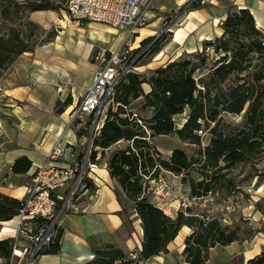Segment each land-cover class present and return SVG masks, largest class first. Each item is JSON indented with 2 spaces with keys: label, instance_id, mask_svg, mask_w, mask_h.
Here are the masks:
<instances>
[{
  "label": "trees",
  "instance_id": "16d2710c",
  "mask_svg": "<svg viewBox=\"0 0 264 264\" xmlns=\"http://www.w3.org/2000/svg\"><path fill=\"white\" fill-rule=\"evenodd\" d=\"M192 4L187 12L200 8V2ZM56 10L53 5H33L30 12ZM222 35L202 43V49L186 53L182 58L170 61L155 69L146 79L135 73H128L117 85L113 104L109 108L98 133L92 139L93 149L101 150V158L119 142L125 145L113 149L107 158V171L115 182L113 193L119 203L123 226L126 221L122 195L132 204L140 221L142 239L136 251L137 260H131L121 249L110 243L94 249V257L84 264H140L168 252V245L177 237L182 227L191 232L184 239L182 255L185 264H205L210 249L226 247L232 243L249 242L258 232L251 227L240 230L238 226L222 225L214 218H201L191 213L190 208L179 210L174 217L152 203L146 195L150 181L156 180L160 171L181 176V183L189 188V197L199 199L218 192H230L233 182L227 173L234 167L249 164L264 148V80L262 71H254L251 81L237 84L229 90L222 88L233 74L238 82L241 75L252 68V53L263 49L264 43L253 38L264 39V31L256 29L254 18L247 8L228 13L222 23ZM235 46H230V39ZM244 39L246 40L243 41ZM152 38L141 41L147 45ZM241 40V41H240ZM161 44L153 48L160 50ZM221 52L218 61L212 62L209 52ZM31 52L19 36L12 40L0 36V70L11 62L13 56ZM231 53L232 56L228 57ZM219 63V66H217ZM147 85L144 92L142 86ZM136 100L143 101L137 112L126 111ZM247 104L243 125L231 129L220 114H239ZM70 105L55 110L60 115ZM147 111L148 115L142 113ZM186 113L185 120L177 124L175 117ZM209 135L202 147L201 134ZM176 135L184 143L197 146L195 157L188 158L183 150L173 149L169 158L163 159L152 143L158 136ZM81 137V133H76ZM96 152L90 155L94 161ZM78 155L77 161H80ZM32 166L26 157L17 158L11 166V173L26 174ZM84 189L95 190L92 181L84 180ZM23 200L0 193V225L13 220ZM264 212V210L262 211ZM39 225L42 220L33 221ZM244 232V234H243ZM61 230L56 228L52 242L36 256L57 255L60 252ZM13 239L0 240V264H9L12 257ZM247 264H264V252L254 256Z\"/></svg>",
  "mask_w": 264,
  "mask_h": 264
},
{
  "label": "rangeland",
  "instance_id": "374dc122",
  "mask_svg": "<svg viewBox=\"0 0 264 264\" xmlns=\"http://www.w3.org/2000/svg\"><path fill=\"white\" fill-rule=\"evenodd\" d=\"M197 1L155 0L146 13L145 25L138 29L136 34L132 37H126L121 43L123 35L119 31L97 23L76 25L70 21L64 13L66 0H0V36L12 40L17 35L23 44L31 50V52L13 56L11 62L0 70V88L17 84L29 85L34 83L33 85H35V83H40L44 86L51 84L50 86L55 89L54 112L61 109L65 101L70 102V105L64 109L62 118L68 121L69 129L75 133H81V137L85 139L84 144L80 147L82 150L80 154L84 159L85 153L90 156L94 151L92 142L90 144V130L95 115H81L77 110L86 89L92 83L94 73L108 59L115 48H123L128 51L127 64L130 65L131 72L146 79L155 69L170 61L182 58L186 53L188 54V47L183 42L185 33L182 29L186 27L187 8ZM238 1L202 0L198 10H208L213 7L218 15L221 12L227 15L232 11L241 9L234 4ZM33 5L45 7L53 5L57 9L30 12L29 8ZM220 18L218 25L220 23L219 26L222 31V23L225 18L223 20ZM178 30L183 31L182 36L178 42H173L174 32ZM140 35L142 40H140ZM136 37L138 38L135 40ZM146 38H152V40L147 45L141 46V41ZM253 39L264 43L262 38L254 37ZM246 40L243 41L246 43ZM234 41V38L230 39L231 47L235 46ZM159 44H161L160 50L156 53L153 52V48ZM192 46V48L189 47L192 52L202 49V45L197 46L196 43H193ZM209 55L212 62L218 61V58L222 56L220 51L217 53L209 52ZM231 56L232 54L229 53L228 57ZM252 56V68L241 75L243 80L238 82L237 75L233 74L224 83L223 89L229 90L237 84L251 81V75L254 71L264 73V48L256 49ZM261 84L264 85V80ZM142 88L144 92L148 91L147 85H143ZM142 105L143 101L141 100L133 101L126 108V111L137 112ZM116 106L115 103H112L105 107L101 118L103 122L108 109L112 108L115 111ZM246 112L247 104L237 115L224 113L220 115L226 124L230 125L231 129H236L243 125ZM142 114L145 116L148 115V112L145 111ZM185 117L186 113L176 116V123L181 124ZM201 137L202 147H204L208 142L209 135L203 133ZM152 143L161 153L162 158L166 160L173 149L183 150L189 159L195 157L198 149L195 145L181 142L174 134L155 137L152 139ZM124 145V142H119L108 150V154L113 149L121 148ZM107 157L106 155L100 157L98 163ZM88 164L94 165L91 162ZM87 165L85 166L86 172L88 171ZM227 178L233 182V188L230 192L218 191L199 199L189 197V188L186 184L181 183V176L166 171H160L157 179L148 184L146 195L153 204L163 208L172 217L179 210L185 211L186 208H190L192 214L201 218H214L222 225L238 226L241 233L244 231L243 229L248 227L260 231L249 242L235 243L226 247L216 246L210 249L209 258L205 264H247L246 258L250 257L252 253L264 252V212H262L264 210V148L249 164L239 165L230 170L227 173ZM82 192L83 189L78 191L71 201L67 198L68 191L63 192V197L66 199L63 213L72 210L74 204L81 199ZM120 198L125 207L126 221H130V216L134 212L132 204L122 195ZM62 205L63 202L58 203L55 212H59ZM176 207V211L169 210ZM36 226L31 223L28 224L27 228L34 230ZM1 228L0 225V240L13 239L12 257L9 264H39V257L32 256L29 252L31 242L25 232L18 231L14 226L11 232L1 234ZM181 245L184 247V241ZM183 247L182 250H180L181 247L174 250L175 264L185 263L182 255ZM24 249H28V251L23 253ZM234 249H236L235 253H233ZM246 249H250V252L244 256L243 252ZM133 252L136 253V251ZM93 257L94 253L87 262L91 261Z\"/></svg>",
  "mask_w": 264,
  "mask_h": 264
},
{
  "label": "crops",
  "instance_id": "0c3cea01",
  "mask_svg": "<svg viewBox=\"0 0 264 264\" xmlns=\"http://www.w3.org/2000/svg\"><path fill=\"white\" fill-rule=\"evenodd\" d=\"M234 4L239 8H247L254 18L256 28L264 30V0H239ZM219 17L223 20L226 15L223 12L218 15L213 7L187 14L186 27L182 29L185 33L183 42L190 50L187 52H192L189 47L192 48L193 43L201 46L202 41L222 34L220 23L218 25ZM182 32H174L173 42L180 40ZM139 37L140 40L143 39L141 35ZM33 84L0 88V193L19 200L26 197L27 190L32 185L34 171L45 163L53 146L59 144L67 147L61 163L76 164L82 151L80 147L85 140L69 129L68 121L62 118V114H55V89L51 84ZM102 124L103 122L101 126ZM94 151L97 163L95 167H88L87 178L92 181L95 190L83 191L81 199L74 204L72 210L61 214L58 226L61 230L60 252L57 255L40 256L39 264H84L91 259L94 249L107 243L115 245L125 254L140 248V221L133 212L130 216L132 225L123 226L119 215L122 204L113 193L115 182L107 171L108 157L98 163L101 150L96 148ZM105 155L108 156V151H105ZM23 156L31 161L30 170L23 175L11 173L14 161ZM88 162H91L90 156H87ZM169 210L176 211L177 207ZM164 212L168 214L165 210ZM14 222L15 219L2 223L1 234L11 232ZM190 232L188 227H182L177 237L168 245V252L148 260V264H175L174 250L178 247L182 250L181 244ZM235 252L236 249L233 250ZM249 252L250 249L244 250V256ZM257 254L259 251L252 253L246 261Z\"/></svg>",
  "mask_w": 264,
  "mask_h": 264
},
{
  "label": "built area",
  "instance_id": "2783aa9c",
  "mask_svg": "<svg viewBox=\"0 0 264 264\" xmlns=\"http://www.w3.org/2000/svg\"><path fill=\"white\" fill-rule=\"evenodd\" d=\"M155 0H66L64 13L70 21L79 24L97 23L132 37L146 22V13ZM128 51L117 48L101 67L94 73L91 85L78 106L81 115H95L90 130V144L98 132V122L103 110L113 103L115 89L119 82L131 72L127 64ZM66 148L59 144L52 147L44 164L36 168L32 176V185L15 217V227L25 232L31 242L29 252L36 256L47 247L56 235L59 218L63 213L66 199H72L78 191L84 190L87 177L85 166L87 155L78 163H61ZM92 168L95 165H87ZM63 202L59 212H55L58 203ZM42 220L34 230L27 228L33 221ZM22 230V231H21ZM28 249H24L26 253ZM131 260H137V253L129 254ZM148 264V262H140Z\"/></svg>",
  "mask_w": 264,
  "mask_h": 264
},
{
  "label": "bare ground",
  "instance_id": "6f19581e",
  "mask_svg": "<svg viewBox=\"0 0 264 264\" xmlns=\"http://www.w3.org/2000/svg\"><path fill=\"white\" fill-rule=\"evenodd\" d=\"M121 33V32H120ZM122 35H123V39H122V41H121V43H123L124 42V40L126 39V35L124 34V33H121ZM137 38V37H136ZM136 38H135V40H136ZM120 43V44H121ZM115 49H117V48H115ZM115 49H113V50H115ZM103 122V119H100V121L98 122V127L100 128L101 127V123ZM6 223V222H5ZM15 223H16V219H15V222H14V226H15ZM17 254L18 255H20V253L19 252H17Z\"/></svg>",
  "mask_w": 264,
  "mask_h": 264
},
{
  "label": "water",
  "instance_id": "95a60500",
  "mask_svg": "<svg viewBox=\"0 0 264 264\" xmlns=\"http://www.w3.org/2000/svg\"><path fill=\"white\" fill-rule=\"evenodd\" d=\"M218 264H226V263H218Z\"/></svg>",
  "mask_w": 264,
  "mask_h": 264
}]
</instances>
